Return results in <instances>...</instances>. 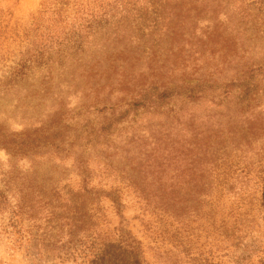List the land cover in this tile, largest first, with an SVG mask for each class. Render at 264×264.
<instances>
[{
	"label": "rangeland",
	"instance_id": "obj_1",
	"mask_svg": "<svg viewBox=\"0 0 264 264\" xmlns=\"http://www.w3.org/2000/svg\"><path fill=\"white\" fill-rule=\"evenodd\" d=\"M229 1L228 13L213 21L201 14L172 38L169 19L150 21L154 0H132L125 16L115 13L117 0H0V264H264V130L252 137V150L233 152L232 169L209 175L212 187L196 206L168 214L147 206L121 179L119 159L105 164L100 149L91 150L90 182L81 171L82 129L110 116L111 109L98 111L103 102L126 111L135 94L102 86L125 77L149 86L159 76L196 84L222 61L205 49L213 23L228 36L240 9L264 14L255 0ZM257 21L250 26L264 38ZM74 34L82 49L61 44ZM22 64L25 73L11 78ZM96 86L105 93L97 96ZM185 106L198 121L228 111L204 99ZM263 107L255 112L264 115ZM128 112L112 136L120 147L129 120L143 130L165 123L141 106ZM121 234L138 245L136 255Z\"/></svg>",
	"mask_w": 264,
	"mask_h": 264
},
{
	"label": "trees",
	"instance_id": "obj_2",
	"mask_svg": "<svg viewBox=\"0 0 264 264\" xmlns=\"http://www.w3.org/2000/svg\"><path fill=\"white\" fill-rule=\"evenodd\" d=\"M154 1L158 6L154 7L152 14L156 17L150 21L157 24L169 19L168 29L171 30L172 38L182 35L185 28H188L187 24L193 23L201 14L212 21L217 20L222 10L226 9L228 13L230 5L229 0ZM255 2L260 5L258 10L264 9V0ZM132 4V0H117L114 5L115 13H124L125 16L131 12L132 7L135 8V4ZM257 20L264 23L263 11L260 16L240 9L236 33L228 36L219 32V22L213 23V27L207 31L209 35L205 49H209V58L215 59L218 55L222 60L219 63L224 66L219 67V63H216L215 70L201 73L203 78L196 84H192L184 76L178 82L153 76L156 80L149 86H145L143 82L135 83V78L130 77L118 78V84L111 82L103 85L102 90L109 87L110 94L115 87L135 92L125 105L130 109L141 106L165 123L160 127L143 130L136 125L137 120H129L132 123L126 129L129 136L121 140L120 147L112 136L120 122L128 120L127 112L130 109L120 111L121 105L108 107L107 102H103V109L98 111L111 109L110 116L99 120L96 126L82 129L81 139L84 142L81 145L80 161L83 181L92 180L89 171L91 150L100 149L99 157L109 161L105 164L113 165L119 159L117 171L122 172L121 179L130 182L134 192L145 200L147 206L154 204L167 214L168 210L177 206L188 207L193 203L196 206L212 187L209 175L220 166L232 169L235 164L233 152L245 148L252 150V137L261 129L264 130V115L255 112L261 103L264 106V38L251 27L256 28L251 23H256ZM262 31L264 33V29ZM47 39V46L50 48L49 38ZM65 43L67 46H76L77 49H82L83 46L80 34L65 38L61 44ZM199 46L202 44L197 42V47ZM199 53L205 54L203 49ZM232 63L237 66L232 68ZM96 65L98 63L90 67L94 68ZM24 67V64L14 67L10 71L11 78L25 73ZM229 72L232 78L226 82L222 78L219 83L218 77ZM88 76L93 75L89 73ZM129 84L133 85L125 87ZM98 88L95 87L97 96L102 92ZM200 99L225 106L228 111L210 116L205 121H198L191 111L192 107L185 105ZM165 101L167 104L172 101V104L167 105L166 110H160ZM138 147L140 150L137 152ZM85 154L88 155L83 156ZM114 194L113 202L118 203L117 197L121 192L116 189ZM120 206L119 209H122ZM121 236L126 252L129 250L136 255L138 245L126 235Z\"/></svg>",
	"mask_w": 264,
	"mask_h": 264
}]
</instances>
